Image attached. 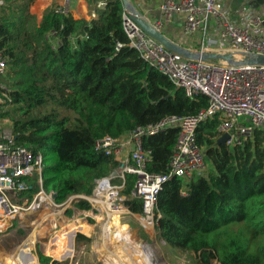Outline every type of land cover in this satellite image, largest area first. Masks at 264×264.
Returning a JSON list of instances; mask_svg holds the SVG:
<instances>
[{
	"label": "trees",
	"instance_id": "1",
	"mask_svg": "<svg viewBox=\"0 0 264 264\" xmlns=\"http://www.w3.org/2000/svg\"><path fill=\"white\" fill-rule=\"evenodd\" d=\"M35 1L0 5V50L8 64L0 115L11 121L18 145L44 153V189L62 202L71 193H91L97 179L118 168L112 156L97 151L98 138L122 136L168 116H197L208 98L188 96L129 46L122 0H107L104 7L90 0L96 6L90 18L57 12L53 4L39 16L31 11ZM222 122L218 113L197 127L209 167L187 193L181 179L163 184L156 237L195 253L201 264H264V129L240 145L218 144ZM178 137L179 128L169 127L143 138L152 151L150 172L167 170ZM136 178L126 174L121 194L132 212L142 213V201L130 196ZM30 182L26 194L32 197L39 186ZM75 208L91 204L81 200ZM77 241L89 244L90 238L78 233ZM39 260L49 264L52 257L40 252Z\"/></svg>",
	"mask_w": 264,
	"mask_h": 264
},
{
	"label": "built area",
	"instance_id": "2",
	"mask_svg": "<svg viewBox=\"0 0 264 264\" xmlns=\"http://www.w3.org/2000/svg\"><path fill=\"white\" fill-rule=\"evenodd\" d=\"M56 1L54 8L57 12L70 13V0ZM2 4L3 0H0ZM106 4L107 0H97L96 6L104 7ZM160 12V19L154 23L164 32L176 13L185 14L181 35L194 40L192 45L186 46L233 52L237 58L247 53L264 54V6H243L232 16L223 0H163ZM91 17H96L95 10L91 12ZM122 27L129 39V46L138 50L150 65L167 75L177 87L183 88L188 96L206 95L208 106L197 116H168L147 126H139L122 136L105 135L98 138L95 145L97 151L124 164L117 168L116 177L121 181H114L116 177L99 178L91 193H71L58 203L52 197L54 191L44 189V153L18 145L11 121L0 115L1 220L36 211L48 199L63 211L75 208L72 205L76 202L87 200L91 208L82 209L83 213H88L86 216L91 215V211L93 214L101 211L102 206L106 215L124 209L122 214L131 213L135 217L140 214L151 219L155 228L161 216L157 210V198L163 184L175 178L181 179L185 184L182 193L186 194L188 185L204 173L205 154L196 141L200 122L221 114L223 122L218 131L221 136L229 134L225 142L227 145L243 144L256 128L264 129V65H236L220 59L205 61L185 58L146 34L125 10L122 13ZM121 45L118 43L117 48ZM7 70V59L0 50V111L8 98L4 81ZM169 127H178L179 137L168 168L163 173L150 172L148 164L152 151L144 148L142 140ZM128 173L137 176L130 196L142 201V213L131 212L125 204L126 197L121 194ZM31 179H36L39 189L32 197H25L27 190L32 188ZM43 196L47 199L43 200Z\"/></svg>",
	"mask_w": 264,
	"mask_h": 264
},
{
	"label": "bare ground",
	"instance_id": "3",
	"mask_svg": "<svg viewBox=\"0 0 264 264\" xmlns=\"http://www.w3.org/2000/svg\"><path fill=\"white\" fill-rule=\"evenodd\" d=\"M45 199L47 198L43 196V200ZM49 201L50 199L45 204L51 206L52 203ZM103 208L104 206L101 207L102 210ZM48 209L41 214L42 221L48 215L58 213L57 210L52 213ZM36 212L37 210L34 211V213ZM123 212H125L124 209L109 212L106 216L102 214L96 215L98 222H103L100 241H95L94 245L100 257L105 260L106 264H159L144 240L133 237L134 234L130 232L129 224L121 219ZM59 213L61 212L59 211ZM84 213L88 214L87 212ZM89 213H92V211ZM136 217L147 231H154L151 219L140 214L136 215ZM5 222L0 219V231L6 228L7 223ZM63 222H65L63 226L55 232L54 237L50 241L44 244L43 249L44 253L58 260H65L74 254L73 235L75 232L80 231L89 235L94 229V226L89 224L84 217H76L71 221L64 218ZM56 223L54 217L50 224H43L40 228H37V225L41 224L39 221L14 254L0 252V264H36L38 261L37 256L31 253L32 249L35 248L36 237L44 235L46 231L55 227ZM215 264L219 263L216 262Z\"/></svg>",
	"mask_w": 264,
	"mask_h": 264
},
{
	"label": "rangeland",
	"instance_id": "4",
	"mask_svg": "<svg viewBox=\"0 0 264 264\" xmlns=\"http://www.w3.org/2000/svg\"><path fill=\"white\" fill-rule=\"evenodd\" d=\"M232 2L236 1L239 4H242L244 0H231ZM40 7L34 8V13L39 15ZM209 165L206 164L205 172L208 169ZM35 194V193H34ZM32 194V196L34 195ZM25 197L29 196L28 194H24ZM56 201V200H55ZM58 203V202H57ZM75 207V205H72ZM49 207V209H48ZM49 210L52 213H55L57 210V214L48 215L43 221L41 218V214ZM75 209V208H73ZM101 209V208H100ZM55 210V211H53ZM59 211L61 213H59ZM28 211L26 214L19 215L15 218L5 220L7 223L6 228L0 231V252L14 254L18 247L24 242L29 233L36 227V225L41 222V224L37 225V228H40L43 224H50L52 219L55 217L56 226L52 227L49 231H46L44 235L36 237L35 248L32 249V254L37 256V263L40 264L39 253L41 252L45 256H49L44 253V244L50 241L57 230H59L65 222L63 219H67L68 221L73 220L76 217H84L87 222L94 226L93 232L91 234H85L83 232L77 231L74 233L73 237V246H74V254L68 257L65 260H58L52 257V261L49 264H106L105 260L100 257L99 252L94 248L95 241H100V236L102 233V221L98 222L96 215L105 213L97 210L96 213H90L91 215L86 216V213L75 211L71 215H67V210L63 211L61 208L56 207L54 205L45 204L40 209L37 210L36 213L34 211ZM132 212V211H131ZM93 214V216H92ZM104 219V218H103ZM123 222L129 224L130 232L134 234V238H141L146 243L148 249L155 255L159 264H201L196 255L193 252L185 251L179 248L172 247L163 240H159L156 237V230L154 228L153 232L147 231L139 222L137 217L132 215L131 213H124L121 216ZM132 230V231H131ZM82 233L90 238V243H80L77 241V234ZM136 234V235H135ZM217 261L213 260L212 264H215ZM219 263V262H218Z\"/></svg>",
	"mask_w": 264,
	"mask_h": 264
},
{
	"label": "water",
	"instance_id": "5",
	"mask_svg": "<svg viewBox=\"0 0 264 264\" xmlns=\"http://www.w3.org/2000/svg\"><path fill=\"white\" fill-rule=\"evenodd\" d=\"M252 4V1L245 0ZM124 10L127 14L143 29V31L149 36L153 37L158 42L162 43L168 50L182 55L185 58L201 59L205 61L225 60L231 64L245 65V64H259L264 65V54L247 53L242 57L237 58L233 52H220L215 50H201L186 46L177 40L170 37L163 30L158 28L155 23L144 15L131 0H122ZM264 3V0H261ZM229 134L224 133L218 140V144H225ZM122 162L119 163V167H123ZM118 169H115L111 177H116ZM57 193L52 192V197L56 198ZM75 213L82 212V209L75 208ZM32 253V252H31ZM217 261V260H216ZM218 262V261H217Z\"/></svg>",
	"mask_w": 264,
	"mask_h": 264
},
{
	"label": "crops",
	"instance_id": "6",
	"mask_svg": "<svg viewBox=\"0 0 264 264\" xmlns=\"http://www.w3.org/2000/svg\"><path fill=\"white\" fill-rule=\"evenodd\" d=\"M56 0H36L34 4L31 6V11L34 12V8L40 7V13L43 11V9L50 5L55 4ZM136 7L144 14L146 15L150 20L153 22H156L161 17L160 12V5L163 0H131ZM252 1V4H249V2L245 1L242 4L237 3L236 1L232 2L231 0H223L224 6L228 9L230 14L232 16L236 15L237 10H239L243 6L247 7H262L264 6V3H261V0H250ZM90 0H70V13L73 14L74 17H91V12L96 9V6L93 8L89 5ZM184 13H176L166 27L164 28L165 32L170 36L173 37L175 40L179 41L182 44L185 45H192V42H194L193 39H185L182 35V28L184 24Z\"/></svg>",
	"mask_w": 264,
	"mask_h": 264
}]
</instances>
